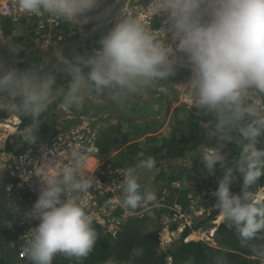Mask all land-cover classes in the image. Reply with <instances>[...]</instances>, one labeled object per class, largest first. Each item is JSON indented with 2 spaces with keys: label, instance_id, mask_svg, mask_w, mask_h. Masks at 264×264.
<instances>
[{
  "label": "clouds",
  "instance_id": "clouds-1",
  "mask_svg": "<svg viewBox=\"0 0 264 264\" xmlns=\"http://www.w3.org/2000/svg\"><path fill=\"white\" fill-rule=\"evenodd\" d=\"M99 3L100 0H18V8L27 14H48L78 25L88 22L87 14ZM146 10L152 18L165 17L164 27L149 28L139 16L124 14L101 38L94 55H77L74 60L62 55L59 68L45 71L30 66L18 70L0 62V109L9 111L8 115L17 117L20 124L16 114L31 118L20 136L26 144L33 145L41 142L40 117L57 99L58 73L69 77L61 101L63 110L79 108L93 95H106L123 106L158 81L173 77L177 65L186 57L192 76L182 85L193 98L194 107L210 115L214 123L209 134L215 143L202 148L199 155L206 171L213 172L218 164L225 169L214 193L217 202L213 207L219 210V219L234 228L241 246H249L264 234V197L254 191L264 176V148L258 147L264 136V0H149ZM29 34L33 36L31 31ZM169 34L171 44L166 42ZM17 132L18 129L10 136ZM233 133L238 135L234 137ZM237 138L242 142L240 155L234 165L227 166L222 149L226 142ZM90 151L77 144L66 164L48 161L36 166L44 169L35 175L42 186L26 218L36 219L39 224L24 237L22 247L30 264H53L57 254L87 258L93 251L98 233L92 215L80 201V194L92 184L91 177L81 175L89 166ZM155 165L154 157L149 156L120 169L124 176L120 183L123 206L136 209L156 200L154 191L141 190L138 175V170L150 171ZM235 172L243 178L239 194L231 191ZM5 182L0 177V191ZM191 226L186 225L184 231ZM173 227L176 225L172 231ZM251 250L264 256V244L252 245ZM193 259L190 257L186 264H193ZM105 264L117 262L109 259Z\"/></svg>",
  "mask_w": 264,
  "mask_h": 264
},
{
  "label": "trees",
  "instance_id": "trees-1",
  "mask_svg": "<svg viewBox=\"0 0 264 264\" xmlns=\"http://www.w3.org/2000/svg\"><path fill=\"white\" fill-rule=\"evenodd\" d=\"M102 15L103 14H101V16ZM101 16L100 18L97 16L90 17L92 28L97 26ZM103 23L104 22L100 24V29L96 32L95 40ZM15 25L14 22L6 18L2 24L3 34L5 36L13 34ZM64 32V35L67 34L70 39L71 30L67 28V26L64 27ZM92 32L94 33L93 30L86 32V40L82 43L83 46L77 55L85 57L94 55L92 51H89V46L91 45L90 36ZM31 34L33 35L32 41H34L37 36L33 32ZM38 37H42V35ZM33 54L34 55L31 57L30 61H37V64H40L42 59L37 57L35 53ZM14 65L18 70H25L30 67L29 64L24 65L23 63L17 62ZM31 66L38 67V65L35 64H32ZM189 73L190 72L185 69L176 68L175 75L169 80L158 81L154 86L145 90L151 97L156 92H162L161 98L164 99V101H162V106L159 105L153 112L147 110L146 112L150 117L142 118V121L145 123L144 128L141 129V131L138 130L136 133H138L137 136L145 137L144 141L130 144L126 149V152L124 151L123 154L118 155L120 157L117 156L112 159L115 166L125 168L134 166L140 160L146 159L149 156L154 157L156 161L155 167L161 170L159 179H162V188L168 189V191L172 192L174 195H170L169 200L171 202L180 203L184 209L188 210L191 203L190 199L187 197L188 192L193 190L197 193H202L203 191L215 192L218 189L219 180L222 179L225 169L218 164L213 172H208L202 162L200 163V170H197L195 173H190V168L185 166L178 167L171 162L173 160L185 159L190 152L197 151V148L200 145L211 147L215 143V139L212 135H210L211 138L201 137L202 134L205 133V129L203 128L204 125L210 127V125L213 124L210 128L214 127L212 117L195 107H189L184 104L181 107H177L172 113L171 121L173 129L168 133L169 136L161 137L159 134L147 136V134L157 133L164 126L166 119L169 117L170 107L173 102V96L168 94V90L172 87L171 82L185 77ZM68 82L69 77L66 74L62 72L58 73L56 86L68 85ZM161 84L167 87H159ZM140 98L141 94L133 97L134 101L129 103L131 106L133 105L134 107L135 105L137 107ZM166 104L168 105L167 115L160 119L164 114ZM140 108L143 110L145 107L141 106ZM111 109L112 108L109 107L98 108L97 112L101 113ZM158 109L160 110L158 111ZM196 111L197 114L195 113ZM126 112H130V110H123L121 112L122 114L111 113L108 118L137 122L135 118L136 116H130L134 113ZM16 115H18L22 122L18 128L17 134L9 137L6 149L15 153H20L29 146L22 140L20 132L24 127L31 123V118L20 114ZM64 119L65 117L60 113L59 105L57 101H55L40 117L41 125L38 133V141L49 140L61 132L63 129L58 128L57 123ZM209 122H211V124H209ZM120 127L121 125L119 124L117 129L113 131L114 137H111L104 132H99V145L102 153L108 154L119 149L120 144H117L115 136L120 132ZM234 135L237 136L238 134L234 133ZM225 144L226 145H224L222 150V153L228 154L225 159V164L227 166L234 165V162L240 155L242 142L237 138V140L234 139V141L229 144H227V142ZM258 147L264 148V136L260 137ZM166 168H171V173H166ZM198 173H200L202 177L198 176ZM204 176L205 179L203 178ZM190 181L197 185L195 187H187V184L190 185ZM176 182L182 185L181 189L171 187L172 184ZM140 184L142 191L144 189H149L155 192L157 198L151 203L157 204L163 190H153L145 183L140 182ZM242 185V176L239 172H235L234 182L231 185L232 193L239 194L242 190ZM261 187H264V176L260 178L254 191H259ZM259 194L264 196V189H261ZM216 201L217 199L214 197L210 200L209 204L207 203L208 205L205 204V206L213 207L216 204ZM132 210L133 212H139L141 211V208L139 206ZM218 212V209L213 210L209 217L205 219H195V224L191 228L187 227L180 239L174 240L165 250L160 248L159 243L160 233L163 224L165 223V218L169 217V212L167 210L153 208L145 211L143 216H133L128 218L122 224L120 234L115 240L111 239L108 234H105L100 226L93 223V227L98 233V239L90 255L87 258L76 259L74 257L69 258L63 254H59L54 258L53 264H105L109 259H113L117 264H168L167 258L169 256L172 257L171 264H186L190 257L194 258L193 264H261L264 256L253 253L251 246L264 244V234L258 236V238L252 241L249 246L244 247L241 246L234 228L230 229L227 227V222H222L216 227L213 226L216 228L215 246H212L205 241H185L192 231L198 230L201 227H212L209 222ZM5 236L6 243L3 247H5L8 244L7 241L10 240V236L7 232ZM8 247L11 252L9 253L12 257L11 259L9 257L5 258L0 254V264H30L29 260H18L9 244Z\"/></svg>",
  "mask_w": 264,
  "mask_h": 264
},
{
  "label": "built area",
  "instance_id": "built-area-1",
  "mask_svg": "<svg viewBox=\"0 0 264 264\" xmlns=\"http://www.w3.org/2000/svg\"><path fill=\"white\" fill-rule=\"evenodd\" d=\"M148 2L149 0H114L111 6V28L123 18L124 14L139 16L149 28L159 30L164 27L165 17L152 18L146 10ZM6 18L15 24L23 21L25 25H34L35 27L33 26L34 28L30 31L37 37L54 35L61 39L65 33V26L73 31L72 24L48 14L36 16L24 13L18 8V0H0V35L3 34L2 24ZM79 26L80 24L76 25V29ZM166 42L172 43L170 34ZM181 67L186 68L185 65H177V68ZM4 112L6 115H2ZM8 114L9 111L0 109V126H2L0 128V177L7 180L3 191L5 209L8 214L6 226V232L10 236L8 244L18 260H29L22 248L25 243L24 237L39 224L36 219L26 218V214L32 211L42 186L41 179L35 175L42 174L44 169H36V166L48 161H58L61 165L66 164L72 148L77 144L84 149H90L89 159L95 161L94 165H89L81 174L83 177H91L92 184L86 193L80 194V201L85 211L92 215L94 223L100 226L111 239L118 238L121 226L128 218L143 216L145 211L155 207L169 212V217L165 222L167 239L161 238L160 241L162 250L171 244L175 236L174 231L171 230L173 225L182 227V229L190 225L189 210L184 209L178 202H171L168 189L162 191L157 204L151 202L142 204L139 212H133L132 209L123 206L120 183L123 182L124 176L120 169L124 167L115 166L112 161L113 156L102 153L97 133L86 123L61 131L50 140L37 142L29 145L24 151L15 153L6 149L7 139L13 134V132H8V127H13L16 132L20 121H16L15 117H10ZM167 261L171 264L172 257L169 256Z\"/></svg>",
  "mask_w": 264,
  "mask_h": 264
},
{
  "label": "rangeland",
  "instance_id": "rangeland-1",
  "mask_svg": "<svg viewBox=\"0 0 264 264\" xmlns=\"http://www.w3.org/2000/svg\"><path fill=\"white\" fill-rule=\"evenodd\" d=\"M113 3H114V0H103L102 2L98 4V6L95 9H93L91 12L87 14V16L89 17L87 23H81L78 29H76L77 28L76 25L72 24L71 27L73 31H71L70 39L68 38L69 36L67 34L66 35L63 34L61 36V39H58L57 37H54L53 35V36H45V37H36V39L32 41L33 36L29 34L30 33L29 30H32L35 26L33 25L34 26L33 27L31 24L25 25L23 21L21 23H17L14 26L13 34L6 35V36L4 34L0 35V62H2L6 68H13V67L15 68L14 64L16 62L23 63L24 65L29 64L30 66L32 64H35V65H38L39 68L45 71H47L48 69H53L54 66L59 68L60 67V61H59L60 56L64 55L66 58L70 60H74L75 56H77L81 47L83 46L82 43H84L86 40L85 38L86 32L93 30L95 33L96 30L98 31V29H100V26H96L92 28L90 17L97 16L100 18L102 14L101 12H103L107 7H108L107 13H110L111 6ZM110 14H107L106 16ZM106 16H104L103 19H105ZM103 22L104 23L101 25V30L96 36V40L91 41L92 43L89 46V51H92L93 53H95V51L100 48L99 41L101 40V38L107 35V33L111 30V19H107L106 21H103ZM90 40H93V33L90 36ZM92 45H93V48H91ZM33 53H35L37 57L42 59L40 64H37V61L35 62L30 61L31 57H33L34 55ZM179 64L186 66V68L181 67L179 69H185L189 71L190 73L186 75L185 77L176 79L174 82H171L172 87L170 90H168V94H171L173 96V102L170 107L169 117L166 119L164 126L157 133H153V134L150 133V134H147V136L156 135V134H159V136L161 137L169 136L168 133L172 131L173 129V126H172L173 124L171 121L173 111L177 107H181L184 104L189 107H194L193 98L189 95L187 89L182 85V84H186L191 79V76H192L191 67L187 63L186 57H184L183 61ZM159 87H167V86H164L163 84H161ZM66 90H67V85H62V86L60 85V86L55 87V93H56L58 100L62 101V96L66 92ZM161 97H162V92H156L151 97L149 96L148 92L144 91L141 94V98L139 99L137 103V107L135 105L133 107V105L131 106L130 104L134 101L133 97L130 98L127 102H125L123 106H121L120 104H117L116 102L109 99L106 95L100 96V97H96L95 95H93L87 98L83 106L79 108L77 107L64 108V112H71L72 114L79 116L77 119L75 117L72 118L71 116H68V117H65L64 120L59 121V122L61 123V128L73 127V126L79 125L80 123L85 122L89 126L90 129H92L93 131L97 133L98 136H100L99 132H104L111 137H114L113 131L116 130L120 124L121 125L120 132L117 133L115 136L117 140L116 141L117 144H120L119 149L113 152H110L108 154L104 153L106 155H110V156H113V158H115L118 155L123 154L124 151L126 152V149L130 144L135 143V142L138 143V142L144 141L145 137L137 136L138 133L136 132H138V130L141 131V129L144 128L145 123L144 121H142L143 120L142 118L150 117L146 111L149 110L153 112L154 109H156L159 105L162 106V101H164V99H162ZM141 106H144L145 108L141 110L140 108ZM104 107H109L112 109L106 110L101 113L97 112L98 108H104ZM165 107L168 108V105L166 104ZM123 110H130V112H126V113H131V112L134 113L132 115L130 114L129 115L131 117L136 116L135 118L137 122L121 121L120 119L108 118L109 117V115L107 114L108 111L122 112ZM159 110L160 109H158V111ZM195 113L197 114V111ZM165 115H167L166 109L164 110V114L160 119L165 117ZM80 117H84L88 119V121H84ZM15 120L16 121L18 120L17 117L15 118ZM209 124H211V122H209ZM211 126H213V124L210 125V127ZM210 127L208 125H204L203 128L205 129V133L202 134L201 137L211 138L209 133L212 128ZM8 132L12 133L14 132V130L10 129ZM234 137H236V135H234ZM229 143L230 142H227V144ZM204 147L205 146L200 145L197 148V151L192 152V153L190 152V154H188V156H186L185 159L173 160L171 163H173L174 165H177L178 167H181V166L188 167L190 168V173H195L197 170H200V167H201L200 163L203 162L202 157L199 155V153L201 149ZM222 154L225 156V159H226L228 154L227 153H222ZM91 165H94V164H91ZM160 171L161 170L156 167H154L150 171L146 169L138 170L139 182L145 183L146 185L150 186L153 190H159V189L164 190L161 186L162 179H159ZM165 172L168 174L171 173V168H166ZM197 175L201 176L200 173H198ZM203 178L205 179V176ZM196 185H197L196 183L193 184V182L190 181V185L187 184V187H195ZM171 187L181 189L182 185L176 182V183H173ZM214 193L215 192L213 191H203L202 193H197L194 190L188 192L187 197L191 201L190 206H189V213H188V219H189L190 225L193 226L195 224V221H194L195 219H198V218L205 219L211 215V212L213 210H217L215 209V207L205 206V204L208 205L210 200L213 199V197H215ZM169 195L174 196L172 192H170ZM261 197H264V196L262 195ZM4 198L5 197H3L2 195L0 196V207H3V210H4V211L2 210L0 211V224L2 225L1 226L2 231L3 229L6 228L7 220H8V214L4 208V203H5ZM218 215L219 214L215 215L213 219L209 222L210 225H212V227H201L198 230L192 231L193 234L189 235L190 237H188L187 240L195 241V242L205 241L208 244L215 246L216 245V242H215L216 228L215 227L222 222L219 219ZM173 230H174L175 236L172 239V241H174L175 239H180L183 233L181 232V230L184 231V229H182V227L176 226V227H173ZM160 235H161V238L167 239L166 230L161 229ZM3 246H4V243L3 245H0V254L3 255L5 258L9 257L11 259L12 255H10L11 252L9 251L8 244L5 247ZM262 263H263V260L261 261V264Z\"/></svg>",
  "mask_w": 264,
  "mask_h": 264
},
{
  "label": "crops",
  "instance_id": "crops-1",
  "mask_svg": "<svg viewBox=\"0 0 264 264\" xmlns=\"http://www.w3.org/2000/svg\"><path fill=\"white\" fill-rule=\"evenodd\" d=\"M108 8V7H107ZM107 8L103 11V12H101L102 14H104V16L105 15H107V14H110L111 12H112V9H111V12L110 13H107ZM108 19H111V14L110 15H108V16H106ZM28 31V30H27ZM93 40H94V37H93ZM69 114H71V112H68ZM65 117H68V116H65ZM70 118V117H69ZM72 118H74V117H72ZM77 119V118H76ZM57 126H58V128H61V123L60 122H58L57 123ZM93 160V159H92ZM95 164V163H94ZM3 196V197H5V195H4V192H3V190H1L0 191V196ZM4 208H5V203H4ZM4 211L3 210V207H0V211ZM6 210V209H5ZM7 212V211H6ZM1 224H0V243L3 245V243L5 244V242H6V239L4 238L5 237V234H6V231H5V229H3V231H2V229H1ZM190 237V236H189ZM8 242V241H7ZM0 244V245H1Z\"/></svg>",
  "mask_w": 264,
  "mask_h": 264
},
{
  "label": "water",
  "instance_id": "water-1",
  "mask_svg": "<svg viewBox=\"0 0 264 264\" xmlns=\"http://www.w3.org/2000/svg\"><path fill=\"white\" fill-rule=\"evenodd\" d=\"M56 101H57V103H58V105H59V110H60V113L63 115V116H73V117H79V116H77V115H75V114H69V113H66V112H64V110H63V107L61 106V101L60 100H58V99H56ZM166 110H167V108H166ZM111 113H116V114H122L121 112H114V111H108V115H110ZM107 114H105V115H107ZM104 115V116H105ZM103 117V116H102Z\"/></svg>",
  "mask_w": 264,
  "mask_h": 264
},
{
  "label": "flooded vegetation",
  "instance_id": "flooded-vegetation-1",
  "mask_svg": "<svg viewBox=\"0 0 264 264\" xmlns=\"http://www.w3.org/2000/svg\"><path fill=\"white\" fill-rule=\"evenodd\" d=\"M106 16V15H105ZM104 14H103V16H102V18L100 19V21L98 22V24H97V26H100V24L104 21ZM106 19H107V17H106ZM96 32H97V30L95 31V33H93V37H94V40H91V41H95V35H96ZM85 37H86V35H85ZM92 43V42H91ZM91 48H93V45L91 46Z\"/></svg>",
  "mask_w": 264,
  "mask_h": 264
},
{
  "label": "bare ground",
  "instance_id": "bare-ground-1",
  "mask_svg": "<svg viewBox=\"0 0 264 264\" xmlns=\"http://www.w3.org/2000/svg\"><path fill=\"white\" fill-rule=\"evenodd\" d=\"M0 127H1V126H0ZM10 129H11V130H14L13 127H10V126H9V127H8V130H10ZM94 163H95L94 160L89 159V165H90V166H91V164H94ZM218 214H219V213H218ZM187 241H188V240H187Z\"/></svg>",
  "mask_w": 264,
  "mask_h": 264
}]
</instances>
